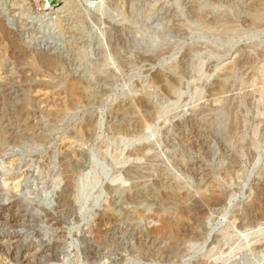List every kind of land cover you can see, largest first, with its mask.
<instances>
[{
	"label": "rangeland",
	"instance_id": "rangeland-1",
	"mask_svg": "<svg viewBox=\"0 0 264 264\" xmlns=\"http://www.w3.org/2000/svg\"><path fill=\"white\" fill-rule=\"evenodd\" d=\"M69 1L0 0V264H264V0Z\"/></svg>",
	"mask_w": 264,
	"mask_h": 264
},
{
	"label": "bare ground",
	"instance_id": "bare-ground-1",
	"mask_svg": "<svg viewBox=\"0 0 264 264\" xmlns=\"http://www.w3.org/2000/svg\"><path fill=\"white\" fill-rule=\"evenodd\" d=\"M71 1H72V0H71ZM71 1H69V2H71ZM21 2H22V1H21ZM50 3H51L50 7L48 6L49 9L51 10V8H52V10H53L54 12H53V11H51V12H53V14H55V15H58L59 12L61 11V9L64 8L65 3H68V2H65V0H51ZM19 6H20V5H19ZM46 6H47V5H46ZM13 7H14V6H13ZM16 7H17V6H16ZM16 7H15V8H16ZM57 7H58V8H57ZM65 7H67V6H65ZM96 7H97V5H96ZM19 8H20V7H19ZM29 8H30V7H29ZM79 8H80V7H79ZM11 9H12V8H11ZM45 10H46V9H45ZM97 10H98V9H97ZM94 11H95V10H94ZM98 11H99V10H98ZM1 12H2V11H1ZM27 12H28V11H27ZM48 12H50V11L48 10ZM91 12H92V11H91ZM95 12H96V11H95ZM102 12H103V11H102ZM12 13H13V12H12ZM38 13H39V12H38ZM43 13H44V11H43ZM66 13H67V12H66ZM66 13H65V14H66ZM16 14H17V13H16ZM16 14H15V15H16ZM87 14H88V12H87ZM11 15H12V14H11ZM13 15H14V14H13ZM15 15H14V16H15ZM43 15H45V14H43ZM46 15H47V14H46ZM51 15H52V14H51ZM90 15H91V14H90ZM18 16H19V15H18ZM39 16H40V15H39ZM52 16H53V15H52ZM59 16H60V15H59ZM62 16H63V15H62ZM64 16H65V15H64ZM22 17H23V16H22ZM47 17H48V16H47ZM47 17H46V18H47ZM55 17H56V16H55ZM86 17H87V16H86ZM92 17H93V16H92ZM10 18H11V17H10ZM10 18H8V19H10ZM23 18H24V17H23ZM59 18H61V16H60ZM64 18H65V17H64ZM89 18H90V17H89ZM38 19H39V17H38ZM44 19H45V18H44ZM65 19H66V18H65ZM19 20H20V19H19ZM19 20H18V21H19ZM25 20H27V19H25ZM62 20H63V19H62ZM67 20H68V19H67ZM86 20H87V19H86ZM41 21H42V20H41ZM59 21H60V20H58V22H59ZM64 21H65V20H64ZM64 21H62V22H64ZM1 22H2V21H1ZM58 22H57V23H58ZM62 22H61V23H62ZM65 22H66V21H65ZM6 23H7V22H6ZM8 23H9V22H8ZM20 23H21V21H20ZM44 23H45V22H44ZM80 23H81V22H80ZM1 24H3V22H2ZM4 24H5V23H4ZM9 24H10V23H9ZM41 24H42V23H41ZM41 24H40V25H41ZM100 24H101V23H100ZM103 24H104V23H103ZM108 24H109V23H108ZM42 25H43V24H42ZM4 26H5V25H4ZM4 26H3V27H4ZM19 26H20V25H19ZM35 26H36V25H35ZM3 27H2V28H3ZM6 27H7V26H5L4 28H6ZM9 27H10V26H9ZM27 27H29V26H27ZM30 27H31V26H30ZM37 27H40V26H37ZM11 28H12V27H11ZM13 28H14V27H13ZM21 28H23V27H21ZM35 28H36V27H35ZM42 28H43V27H42ZM7 29H8V28H7ZM7 29H6V30H7ZM19 29H20V28H19ZM40 29H41V28H40ZM43 29H44V28H43ZM3 30H4V29H3ZM15 30H16V29H15ZM4 31H5V30H4ZM7 31H8V30H7ZM19 31H20V30H19ZM31 31H32V30H31ZM35 31H38V30H35ZM40 31H41V30H40ZM40 31H39V32H40ZM9 32H10V31H9ZM9 32H8V33H9ZM14 32H15V31H14ZM28 32H29V31H28ZM32 32H33V31H32ZM41 32H42V31H41ZM4 33H7V32H4ZM24 33H25V32H24ZM43 33H44V32H43ZM11 34H12V33H11ZM16 34H17V33H16ZM20 34H21V32H20ZM106 34H107V33H106ZM7 35H9V34H7ZM56 36H57V35H56ZM23 37H24V36H23ZM32 37H33V35H32ZM39 37H40V36H39ZM58 37H59V36H58ZM102 37H103V35H102ZM102 37H101V38H102ZM9 38H10V37H9ZM11 39H12V38H11ZM16 39H18V38L16 37ZM78 39H79V38H78ZM94 39H95V38H94ZM98 39H99V38H98ZM14 40H15V39H14ZM14 40H13V41H14ZM19 40H20V39H19ZM36 40H37V39H36ZM60 40H61V39H60ZM92 40H93V39H92ZM8 41H9V40H8ZM72 41H73V40H72ZM24 42H25V41H24ZM24 42H23L22 44H24ZM26 42H27V41H26ZM35 42H36V41H35ZM35 42H34V43H35ZM37 42H38V41H37ZM53 42H54V41H53ZM114 42H115V41H114ZM28 43H29V42H28ZM38 43H39V42H38ZM111 43H112V42H111ZM6 44H7V43H6ZM17 44H19V43H17ZM25 44H26V43H25ZM58 44H59V43H58ZM67 44H68V42H67ZM69 44H70V43H69ZM28 45H29V44H28ZM35 45H36V43H35ZM48 45H49V44H48ZM48 45H47V46H48ZM104 45H105V44H104ZM31 46H32V45H31ZM31 46H29V47H31ZM44 46H45V45H44ZM47 46H46V47H47ZM98 46H99V45H98ZM0 47H1V46H0ZM39 47H40V46H39ZM77 47H78V46H77ZM1 48H2V47H1ZM26 48H27V47H26ZM31 48H32V47H31ZM48 48H49V47H48ZM53 48L55 49V47H53ZM96 48H97V47H96ZM121 48H122V47H121ZM36 49H37V48H36ZM44 49H45V48H44ZM54 49H53V50H54ZM19 50H21V49H19ZM114 50H115V49H114ZM12 51H13V50H12ZM42 51H43V50H41L40 53H41ZM44 51H46V50H44ZM50 52H52V51H50ZM50 52H49V53H50ZM30 53H31V52H30ZM30 53H29V54H30ZM40 53H39V56L41 55ZM49 53H48V54H49ZM106 53H107V52H106ZM113 53H114V52H113ZM115 53H117V52H115ZM120 53H122V51H121ZM18 54H19V53H18ZM21 54H22V53H21ZM42 54H43V53H42ZM124 54H125V53H124ZM129 54H130V53H129ZM57 55H58V54H57ZM117 55H118V54H117ZM31 56H32V55H31ZM42 56H44V55H42ZM42 56H41V58H42ZM46 56H47V55H46ZM48 56H51V54L48 55ZM48 56H47V57H48ZM54 56H56V55H54ZM44 57H45V56H44ZM44 57H43V58H44ZM41 58H40V59H41ZM48 58H51V57H48ZM76 58H77V57H76ZM97 58H98V57H97ZM99 58H100V57H99ZM115 58H116V57H115ZM120 58H121V57H120ZM40 59H39V60H40ZM41 60H42V59H41ZM43 60H44V62L46 63L45 59H43ZM50 60H51V59H50ZM104 60H105V59H104ZM78 61H79V60H78ZM40 62H42V61H40ZM44 62H42V63H44ZM47 62H48V61H47ZM104 62H105V61H104ZM48 63H49V62H48ZM51 63H52V62H51ZM51 63H49V66L51 65ZM54 63H55V62H53L52 64H54ZM124 63H125V62H124ZM46 64H47V63H46ZM105 64H106V63H105ZM47 65H48V64H47ZM66 65H67V64H66ZM123 65H124V64H123ZM51 67H52V66H51ZM49 68H50V67H49ZM54 68H55V67H54ZM116 68H117V67H116ZM56 69H57V68H56ZM108 69H109V68H108ZM111 69H112V68H111ZM44 70H45V69H44ZM103 70H104V69H103ZM109 70H110V69H109ZM110 71H112V70H110ZM117 73H118V72H117ZM73 81H74V80H73ZM109 83H110V82H109ZM73 84H74V83H73ZM79 84H80V83H79ZM69 85H70V84H69ZM74 85H75V84H74ZM72 86H73V85H72ZM69 87H70V86H69ZM75 88H76V87H75ZM79 88H80V87H79ZM72 91H73V90H72ZM74 92H75V91H74ZM220 98H221V97H220ZM14 187H15V186H14ZM14 187H13V188H14ZM120 187H121V186H120ZM15 188H16V187H15ZM118 189H119V191L121 192V198H119V201H117V200H116V201L119 203V202L121 201L122 197H124L126 194H128V191H129V190H128V188L125 187V186H124V187H121V188H118ZM118 189H117V190H118ZM125 197H126V196H125ZM122 200H123V199H122ZM114 201H115V200H114ZM4 202H5V201H4ZM121 202H123V201H121ZM118 205L120 206V203H119ZM1 210H2V209H1ZM60 210H61V209H60ZM123 210H124V209H123ZM128 212H129V211H128ZM46 213H47V212H46ZM68 218H69V217H68ZM3 219H4V217H3ZM5 220H6V219H5ZM8 220H9V219H8ZM0 221H1V220H0ZM3 221H4V220H3ZM3 221H2V222H3ZM13 221H14V220H13ZM69 221H70V220H69ZM6 222H7V221H6ZM0 224H1V223H0ZM107 239H108V238H107ZM119 241H120V240H119ZM127 247H128V246H127ZM1 250H2V249H1ZM10 250H11V249H10ZM19 250H20V249H19ZM26 253H27V252H26ZM82 253H83V252H82ZM6 254H7V253H6ZM27 254H28V253H27ZM30 254H31V253H30ZM25 257H26V256H25ZM106 257H107V256H106ZM30 260H31V259H30ZM30 260H29V261H30Z\"/></svg>",
	"mask_w": 264,
	"mask_h": 264
}]
</instances>
